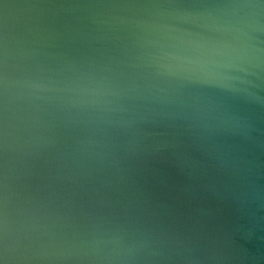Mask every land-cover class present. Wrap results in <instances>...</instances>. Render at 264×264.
Masks as SVG:
<instances>
[{
  "label": "water",
  "instance_id": "water-1",
  "mask_svg": "<svg viewBox=\"0 0 264 264\" xmlns=\"http://www.w3.org/2000/svg\"><path fill=\"white\" fill-rule=\"evenodd\" d=\"M0 264H264V0H0Z\"/></svg>",
  "mask_w": 264,
  "mask_h": 264
}]
</instances>
